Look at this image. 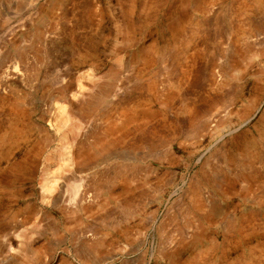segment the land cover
I'll use <instances>...</instances> for the list:
<instances>
[{
    "label": "rangeland",
    "instance_id": "obj_1",
    "mask_svg": "<svg viewBox=\"0 0 264 264\" xmlns=\"http://www.w3.org/2000/svg\"><path fill=\"white\" fill-rule=\"evenodd\" d=\"M0 264H264V0H0Z\"/></svg>",
    "mask_w": 264,
    "mask_h": 264
},
{
    "label": "bare ground",
    "instance_id": "obj_2",
    "mask_svg": "<svg viewBox=\"0 0 264 264\" xmlns=\"http://www.w3.org/2000/svg\"><path fill=\"white\" fill-rule=\"evenodd\" d=\"M178 21L179 20H176V22L175 23H178ZM64 117H65V120H64V123H67L68 121L67 120H69V118H70V116H71V114L69 113V112H64ZM125 121L126 120H129V119H132V117L134 116V113H130V112H126L125 113ZM60 124H62V122L60 123ZM113 128H109L108 129V132L109 131H111ZM72 156L74 157V155L72 154V155H70V158H69V161L71 162L72 161ZM74 184H72L71 185V187H73L74 189H71V193L73 192L74 193V195H72V196H74L72 199H74V198H76L77 197V195H78V190H77V185H75V186H73ZM78 187H79V185H78ZM73 190V191H72ZM77 190V191H76ZM51 192V187L50 186H48V185H45V187H44V193L45 194H47V193H50Z\"/></svg>",
    "mask_w": 264,
    "mask_h": 264
}]
</instances>
